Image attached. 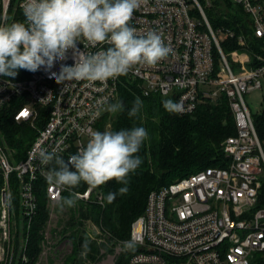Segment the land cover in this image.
I'll list each match as a JSON object with an SVG mask.
<instances>
[{
  "label": "built area",
  "instance_id": "built-area-1",
  "mask_svg": "<svg viewBox=\"0 0 264 264\" xmlns=\"http://www.w3.org/2000/svg\"><path fill=\"white\" fill-rule=\"evenodd\" d=\"M22 3L0 0V23H11V10L23 21ZM213 8L239 22L233 29H213L205 12ZM129 23L138 34L157 32L171 54L155 66H134L105 83L73 81L65 87L43 67L22 80L0 76V115L15 102L14 124L36 133L22 160L0 143V264L29 263V229L37 216L39 188L49 216L44 229L57 218L55 210L66 212L57 201L69 192L47 182L51 165L41 164L40 152L59 146L57 154L67 160L84 147L91 133L102 128L106 106L98 102L107 98L114 103L124 79L136 82L144 97L181 102L180 116L224 96L235 125V134L223 144L224 168L200 170L148 194L143 213L130 227L128 241L134 240L135 247L126 264H264V144L244 100L261 88L264 76V0H144ZM218 33L235 41L234 67ZM80 42L81 51L107 48ZM60 63L72 65L71 53L51 71L58 72ZM73 191L76 203L103 206L99 189L87 185ZM42 244L35 264H48L41 258L46 255Z\"/></svg>",
  "mask_w": 264,
  "mask_h": 264
},
{
  "label": "clouds",
  "instance_id": "clouds-1",
  "mask_svg": "<svg viewBox=\"0 0 264 264\" xmlns=\"http://www.w3.org/2000/svg\"><path fill=\"white\" fill-rule=\"evenodd\" d=\"M144 0H23V21L0 23V76L16 77L23 69L36 72L42 67L49 78L67 87L73 81L107 82L127 75L134 66H155L171 54L162 37L155 31L138 34L130 25L133 13ZM6 20V18H5ZM86 40L92 47L107 45L95 53L81 51L78 43ZM71 53L74 63H60L59 71L51 69L57 62L66 61ZM110 113L124 111L121 101L108 103L107 98L98 102ZM170 113H182L181 102L165 100ZM143 102L137 97L128 111L136 117ZM148 131L142 126L118 131H93L86 145L67 160L58 155L59 146L51 152L41 151L42 165H51L46 174L49 184L67 190V197H60L61 208L74 207L78 194L73 191L83 182L96 189L115 180L124 185L120 195L128 192L130 174L142 163L138 155L148 139ZM117 193H108L106 200L112 203ZM126 249H133L135 241L124 242ZM89 241L85 239L80 253L87 259Z\"/></svg>",
  "mask_w": 264,
  "mask_h": 264
},
{
  "label": "trees",
  "instance_id": "trees-1",
  "mask_svg": "<svg viewBox=\"0 0 264 264\" xmlns=\"http://www.w3.org/2000/svg\"><path fill=\"white\" fill-rule=\"evenodd\" d=\"M205 12L215 30L219 27L233 29L239 22V17L226 11L213 8ZM11 14L12 10L11 22L22 21L19 12ZM220 46L224 54L237 49L234 40L221 39ZM30 73L21 69L16 77L8 79L22 80ZM137 97L143 102V107L136 117H129L128 111ZM165 100L168 99L157 96L144 97L136 82L129 79L122 81L115 102H123L124 111L106 113L102 121L103 124L109 123L107 130L111 131L134 126H142L148 131V139L138 153L142 163L135 173L130 174L127 185L129 190L126 194L120 195L118 189L124 185L112 180L96 188L103 195V206L96 203L65 206L64 219L58 223L61 228L51 230V234L59 235L61 240L69 245V253L62 258L60 264H98L105 255H114L117 248L121 251L116 255V264H126L133 249H126L124 242L129 240L131 224L143 213L151 191L168 186L200 170L224 168L227 165L223 144L235 134V125L226 98L220 96L213 102L206 101L200 104L192 115L185 116L168 112L163 105ZM15 106L19 105L13 102L11 107L0 115V143L14 151V157L18 161L24 158L36 134L26 126L14 124L11 112ZM253 124L260 143L264 144V103L261 113L253 117ZM101 131L106 130L102 127ZM86 186L81 183L75 189L83 190ZM110 192L117 193L112 203L106 200ZM36 195L38 210L29 229L28 264H35L38 260L42 243H45L44 228L49 219L46 198L41 188ZM67 196L64 194V197ZM87 226L96 228L97 233H89ZM85 239L89 241L90 249L86 260L80 258Z\"/></svg>",
  "mask_w": 264,
  "mask_h": 264
},
{
  "label": "rangeland",
  "instance_id": "rangeland-1",
  "mask_svg": "<svg viewBox=\"0 0 264 264\" xmlns=\"http://www.w3.org/2000/svg\"><path fill=\"white\" fill-rule=\"evenodd\" d=\"M13 13L15 12L12 11V14ZM218 37H219V40L221 39L224 40L225 35L223 33H218ZM226 57L229 63L232 65V67H234V65L237 64L238 53H234L230 51L226 54ZM235 70H237L236 68L234 69V72L237 73V71ZM260 82H261L260 89L253 90L249 94L244 95L245 103L252 117L257 116L261 113L262 106L264 103V76L260 78ZM104 113L106 114L109 112L106 110L103 112V114ZM99 125L102 126L104 130H107L109 128V123L103 124L102 120L99 122ZM54 213L57 215V218H54L50 223L49 229H46L47 237L45 240V245L43 247V250L45 251L46 255L41 257L42 260L46 261L48 264H55V262L58 263V261L61 258H63L66 254L69 253L68 243L61 240L59 235L51 234L52 229L61 228V226L58 223L61 222L65 216V215H62L63 212H60V211L57 213V211L55 210ZM87 229H89V233L90 232L97 233V229L94 228L93 226H87ZM18 231H20V229H18ZM116 260H117L116 255L114 256L112 254H108V255H105L98 264H116Z\"/></svg>",
  "mask_w": 264,
  "mask_h": 264
}]
</instances>
